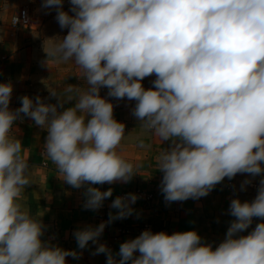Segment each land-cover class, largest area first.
Listing matches in <instances>:
<instances>
[{"label":"clouds","instance_id":"1","mask_svg":"<svg viewBox=\"0 0 264 264\" xmlns=\"http://www.w3.org/2000/svg\"><path fill=\"white\" fill-rule=\"evenodd\" d=\"M69 3L64 11V0H43L68 32L44 49L42 64L50 69L53 62L72 61L87 86L49 88L54 104L24 95L12 110L13 84L0 83V264H67L66 257L80 256L44 241L45 226L22 201L33 181L26 148L11 134L17 120L31 118L47 131L43 154L68 185L87 186L85 209H100L113 194L92 185L128 183L138 174L139 165L120 150L126 126L114 118L101 88L107 97L134 100L140 125L161 143L170 141L156 157L165 201L198 200L225 178L264 174V0ZM152 75L153 87L145 89L142 81ZM250 183L243 181L241 189ZM137 199L117 196L110 208L118 211L108 221L77 229L78 248L91 241L106 264H264V178L254 200H231L235 219L215 248L195 230H144L114 255L99 238L106 224L133 214ZM254 218L261 222L240 235Z\"/></svg>","mask_w":264,"mask_h":264},{"label":"crops","instance_id":"2","mask_svg":"<svg viewBox=\"0 0 264 264\" xmlns=\"http://www.w3.org/2000/svg\"><path fill=\"white\" fill-rule=\"evenodd\" d=\"M43 0H0V83L11 82L13 94L10 109L21 106L20 97L39 95L46 103H56L55 98L48 99L49 88L58 92L70 85L86 87L80 70L72 62L52 63L50 69L43 66L46 59L44 49L67 35L68 29H61L56 20V9H47ZM69 0H64L63 9L69 11ZM19 9H25L28 14L27 27H12L10 19ZM71 15L72 13L69 12ZM155 75L146 77L142 84L145 89L153 87ZM107 88H101V97H106L114 105V118L125 124V138L121 142L122 154L134 164L139 165L137 175L128 183L92 185L106 191L113 189L111 197L103 204L109 213L118 210L110 208L112 201L124 193H134L138 196L133 214L124 219H117L106 224L99 238L115 255L120 244L134 239L131 234L117 236L121 227L136 228L143 223L152 226L155 232H175L195 230L202 237L203 243L219 245L226 236L230 223L235 218L229 213L230 202L234 198L241 201H252L257 195L259 182L264 174L252 177L249 174H237L233 179L225 178L223 182L206 196L200 199L167 202L160 188L163 173L158 171L156 157L162 149H167L170 141L161 143L158 137L145 130L139 120L132 115L135 101L127 98L117 100L107 97ZM75 101L65 104V108L74 106ZM23 115V114H22ZM12 135L22 141L24 155L29 159L30 176L33 181L26 187L22 196L25 207L41 219L45 226L42 239L65 250H76L79 258L66 257L67 264H106V254L94 255L98 245L91 241L85 249H79L73 233L85 226H98L109 220L102 217L100 211L84 208V192L87 186L79 189L64 182L56 171L55 165L43 154V145L47 131L36 126L31 118L17 120ZM143 141L144 147H140ZM251 180L244 190L242 182ZM228 183L231 185L228 186ZM258 218L253 219L249 229L240 233L247 235L254 229ZM117 236L116 238H113ZM138 256L139 253L137 252ZM119 260L120 257L116 256ZM131 264V262H127Z\"/></svg>","mask_w":264,"mask_h":264},{"label":"built area","instance_id":"3","mask_svg":"<svg viewBox=\"0 0 264 264\" xmlns=\"http://www.w3.org/2000/svg\"><path fill=\"white\" fill-rule=\"evenodd\" d=\"M28 14L26 12L25 9H19L18 12L13 15L10 19V24L12 27L16 28V27H27L28 26ZM231 184L228 183V186H230ZM127 194L124 193L121 196H126ZM90 210V209H89ZM94 211H100L102 213V217L104 218H108L109 216V209L105 207V205L103 204L102 207L98 210H94ZM144 230H151L153 233H156L152 226L148 223H143L140 226L136 227V228H128V227H121L118 228L117 230V236H121V235H125V234H131L133 235L135 238L137 236H139ZM169 234V233H168ZM117 236L113 237L116 238Z\"/></svg>","mask_w":264,"mask_h":264}]
</instances>
